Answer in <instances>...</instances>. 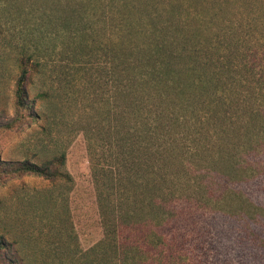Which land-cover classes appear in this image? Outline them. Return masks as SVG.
I'll use <instances>...</instances> for the list:
<instances>
[{
  "label": "rangeland",
  "instance_id": "374dc122",
  "mask_svg": "<svg viewBox=\"0 0 264 264\" xmlns=\"http://www.w3.org/2000/svg\"><path fill=\"white\" fill-rule=\"evenodd\" d=\"M225 37L240 39V55L220 44L221 53H209L213 60L223 53L226 60L230 53L261 59L264 0H0V236L15 242L24 263L78 264L79 250L102 238L97 201L113 205L127 195L126 136L140 138L143 122L159 124L164 116L153 90L164 42L191 38L186 49H206ZM20 61L31 74L25 87L36 115L24 111L27 117L14 121ZM235 68L245 80L248 67ZM131 93L137 102L125 101ZM181 99L187 103H168L170 133L157 135L191 164L188 176L177 174L178 186L188 179L194 186V171L217 138L204 120L209 102ZM62 153L68 182L10 173L24 160ZM255 181L234 187L264 208V170ZM172 205L161 233L191 264H264L263 218L235 221L192 202ZM240 235L255 250L241 252Z\"/></svg>",
  "mask_w": 264,
  "mask_h": 264
},
{
  "label": "trees",
  "instance_id": "16d2710c",
  "mask_svg": "<svg viewBox=\"0 0 264 264\" xmlns=\"http://www.w3.org/2000/svg\"><path fill=\"white\" fill-rule=\"evenodd\" d=\"M190 39L168 40L160 47L153 90L156 100L165 104L163 108L160 106L164 116L159 124L143 122L145 131H140V138L135 134L126 136L123 185L127 188V195L115 199L113 205L97 201L102 238L87 250H79L78 264H191L186 251L176 249L172 240L161 233V228L172 219V204L177 201L195 203L235 221L253 223L258 218L264 219V208L251 202L244 190L234 187L255 181L264 170V160H256L264 156V54L261 59L255 55L246 61L238 57L233 59L232 53L226 60L223 53L213 60L210 54L221 53L218 52L220 44L226 46L225 50L240 55V39L225 37L221 43L208 44L206 49L209 52L200 44V48L186 49V43H192ZM24 61H20V74L15 85L17 106L14 121L23 119L24 111H29V117H32L30 112L36 115V100L29 101L25 87L31 74ZM235 67L245 70L248 67L245 80L236 76ZM206 76L210 79L207 80ZM178 84L180 88L176 87ZM181 98L188 102L197 99L209 102L211 109L204 120L206 124H213L217 138L207 151L209 157L203 155L205 164L197 169L198 172L194 171V186L189 179L178 186L177 174L188 176L191 164L181 162L168 145L167 138L157 135L158 131L166 135L170 133L164 124L170 112L168 103L175 99L186 104ZM131 100L137 102L133 93L127 95L125 101ZM138 103L142 105L143 102ZM64 166L65 155L62 153L52 158L24 160L10 173L40 177L53 183L68 182L69 176L63 173ZM246 226L252 227L251 224ZM250 235L255 236V233ZM237 245H241L238 247L241 252L255 250L248 236H238ZM23 261L15 242L0 236V264H26Z\"/></svg>",
  "mask_w": 264,
  "mask_h": 264
}]
</instances>
